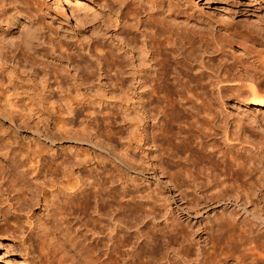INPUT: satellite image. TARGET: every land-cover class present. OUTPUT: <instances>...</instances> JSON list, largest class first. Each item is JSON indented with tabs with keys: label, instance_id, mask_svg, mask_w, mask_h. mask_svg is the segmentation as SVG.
<instances>
[{
	"label": "bare ground",
	"instance_id": "6f19581e",
	"mask_svg": "<svg viewBox=\"0 0 264 264\" xmlns=\"http://www.w3.org/2000/svg\"><path fill=\"white\" fill-rule=\"evenodd\" d=\"M181 1L177 11L193 16L201 0ZM105 2L0 0L4 101L14 105L27 89L30 96L56 101L72 115L69 100L83 83L92 85L97 79L99 86L114 93L125 90L128 134L141 142V156L128 153L124 166L141 174L150 170L155 186L138 175L129 181L145 182L146 198L167 202L169 197L174 202L178 197L189 203L175 202L177 209L170 212L171 223L165 229L144 226L130 232L120 225L133 223L136 214L121 203L113 204L114 179L108 170H100L91 179L69 175L71 180L61 159L50 157L51 163L49 157L33 151L25 154L19 173L0 172V184L19 199V209L38 208L60 230L82 239L83 258L77 264H264V137L248 133L244 128L248 123L242 121L255 123L254 116L264 113V40L257 65L233 67L218 54L210 55L211 49L220 50L213 38L191 35L185 41L186 32H181L182 37L175 27L157 33L154 24L136 15L128 20L130 10L114 15L111 26L116 29L113 37L108 36L112 17L100 12ZM209 4L216 9L218 24L231 25L225 6ZM68 18L75 21L73 41L61 40L57 34ZM22 24L28 31L20 44L6 43L5 34ZM67 70L72 72L68 78ZM23 87L25 91H18ZM226 101L233 102L235 112L230 122L223 112ZM47 182L55 189L50 194H46ZM123 190L133 193L131 184L123 185ZM84 199L91 200L90 217L76 209ZM155 209L148 207L145 213L149 217ZM179 212L211 214L205 219L207 227L193 235L175 229ZM112 221L121 224L115 227ZM16 225L12 232L18 234L20 263L71 264L55 254L45 225L39 231H21Z\"/></svg>",
	"mask_w": 264,
	"mask_h": 264
},
{
	"label": "rangeland",
	"instance_id": "374dc122",
	"mask_svg": "<svg viewBox=\"0 0 264 264\" xmlns=\"http://www.w3.org/2000/svg\"><path fill=\"white\" fill-rule=\"evenodd\" d=\"M105 1L106 7H101L100 12H104V15L109 13L107 17H112L110 18V23L111 19L114 18V15L119 10L135 11L138 14L135 12V14L133 12L129 14L130 12L128 11L126 18L129 20V18H132L131 16L133 18L136 16L138 18L140 17V19L154 24L153 28L157 33L161 32L164 28L170 29V27H175L174 29L179 30L180 33L183 30L186 32V34L181 33L182 37L183 35H187V37L184 36L185 41L191 35L194 37L199 35L206 38H213L212 40L218 41L217 47H220V50H214L213 48V50H210V55L215 56L218 54L219 58L222 57L225 60L224 62L230 63V65L232 64L231 66L233 67L240 65L249 67L251 64L250 67H252L257 65L258 60L256 58L259 59L258 54L262 51V49L260 50L262 47L260 42L264 40V0H206L209 3L222 4L227 8L228 13L232 17L231 25L228 26H222L221 23L218 24L220 21L217 22L219 17L215 13L216 9L211 7L209 3L204 4L205 0L199 1L198 6L200 7H196L197 9L194 8L195 16H192V14L184 15L182 12L177 11V9L179 10L181 8H178V4L182 3L181 0ZM171 3L175 5H172V7L170 5ZM66 13L69 15L68 12ZM74 24L75 21L71 18H68L66 23L61 22V25L57 29V34L60 33L59 37L61 40H75V38L71 37L74 34H71L72 31L75 32V28H73ZM56 25L54 27L57 28ZM109 25L114 24L111 23ZM109 27L106 30L108 31L106 33L108 36L109 34L111 35L113 29H116L114 26ZM26 28L24 24L14 25L12 27L14 31L12 30L9 33L10 36H8L9 34H5L6 41H4L6 43L20 44V41L27 34L26 32L28 30ZM214 60L217 61L216 58ZM67 72L66 77H70L69 75L72 72L69 70ZM99 83L97 79H94L92 85L83 83L78 87L79 91L76 93V96L73 93L75 98L69 100L71 103L69 104L74 109L71 113L72 115L67 113L56 101L49 103L42 102L39 98L30 96L27 89V93L25 94L24 92L25 95L20 94L21 97L16 102L17 104L8 105L3 98V95L6 93L0 87V172L6 175L19 173L20 168L25 164V154L30 151H33L35 155L41 154L46 155L47 158L61 159L66 173H68L67 175L74 176L75 178L88 179L90 177L92 178L93 175L95 176L100 170H108L107 172L114 179L111 183L113 204L116 206L118 203H121L136 214V219L132 221L133 223H129L127 226H123V224L120 226L126 230L128 228L127 231L130 232L139 230L144 226L165 229L171 223V213L177 209V204L184 205L189 202L186 199L179 200L178 197H175L174 202L169 197L168 201L165 200L167 202L160 199H156L158 200L156 201L149 196H147L149 198H146L145 193L142 191L145 182H142L140 179L129 181L130 176L138 175V178L140 176L147 178L151 182V186H155L150 170L141 174L142 172L139 171H129L124 166L128 153L134 152L135 158L141 156L139 154L141 153V142L132 135L133 138H130V133L128 134L127 126L129 119L126 116L128 103L125 100L127 93H125V90H122L124 92L117 91L114 93L106 86H99ZM20 90L23 92L25 88L18 89V91ZM225 103L223 105V112L225 114H223L226 120L230 122L232 118L230 114H235L232 106L233 102L226 101ZM255 116L254 119L257 118L255 119L256 124L250 120L242 119L244 123H248L244 124V128H247L246 131L250 134L252 133L254 136L256 134L264 137V113L260 116ZM133 122L136 123L137 121L133 120ZM49 158L48 160L51 163L54 162V159L52 161V158ZM228 165L226 164V168L230 167ZM232 168L234 170V166ZM228 169L230 170L231 167ZM119 172L122 175L120 176L121 179H119ZM68 176L65 175L66 179ZM70 176L68 179L72 178ZM22 178L25 177H19L20 180ZM126 183L127 185L131 184L132 194L129 192L128 195V192H125V194L122 192L124 191L123 185H126ZM37 185L39 186L38 183ZM51 186L50 183H46V194H50L52 190L55 191L54 186ZM162 189H166L164 183ZM47 190L50 191L48 192ZM12 193L9 188H5V185L0 184V264H22L20 263L21 252H19L21 250L17 247L18 243L15 240L17 238L15 236L18 234L12 232V227L16 224L22 227L20 229L21 231H24L23 229L26 230V228L29 230L32 229V231H39L45 225L44 229L46 228L45 231L49 232L48 236H51L50 241L53 246L52 249L56 250L55 254L57 253L63 260L71 264H77L82 260L83 249L81 244L83 241H81V238L77 240L75 237V240L72 238V235L66 234L62 229L61 231L60 227H57L53 223L54 221L52 222V218L41 213L38 208L33 209V212H29L24 208L19 209L18 204L20 201L19 199L12 198ZM88 200L87 202L85 199L84 201L82 200L83 202H80V207H82L80 208L78 206L76 209L81 213L83 212L84 215L86 214L85 216L90 217L91 200ZM87 203H89V206ZM148 207L157 209L149 217L145 213ZM210 214L211 212L194 216L192 212H189V214L179 212V218H176L178 227L175 226V229L179 230V232H192L195 235L207 227L206 225L208 223L205 222V219ZM190 223L191 225H189ZM112 224L117 227L121 223L112 221ZM188 227L191 229L189 230ZM219 245L220 243L216 245L214 250H219Z\"/></svg>",
	"mask_w": 264,
	"mask_h": 264
}]
</instances>
